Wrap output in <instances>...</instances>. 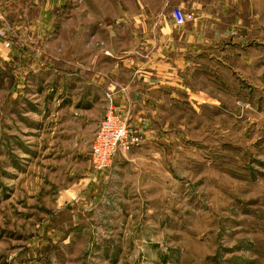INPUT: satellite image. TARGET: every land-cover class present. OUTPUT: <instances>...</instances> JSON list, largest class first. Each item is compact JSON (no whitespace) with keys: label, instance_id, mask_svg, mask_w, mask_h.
Returning a JSON list of instances; mask_svg holds the SVG:
<instances>
[{"label":"rangeland","instance_id":"obj_1","mask_svg":"<svg viewBox=\"0 0 264 264\" xmlns=\"http://www.w3.org/2000/svg\"><path fill=\"white\" fill-rule=\"evenodd\" d=\"M140 1L0 0V264H264V0L166 59L163 89L137 20L179 27ZM107 80L139 143L97 173Z\"/></svg>","mask_w":264,"mask_h":264},{"label":"crops","instance_id":"obj_2","mask_svg":"<svg viewBox=\"0 0 264 264\" xmlns=\"http://www.w3.org/2000/svg\"><path fill=\"white\" fill-rule=\"evenodd\" d=\"M151 0H141L140 6L142 9L144 8H150L148 5H144V3L149 2ZM157 1L160 4V7L162 9H172V8H180L186 13H192L195 17V20L191 23H187L182 27H179L175 30L174 35L171 38L168 39H159L157 37L156 30H154V26L157 25V19L155 18H142L137 20V25L142 27L139 29L138 36H142V38H139V42H145L147 45V49H149L148 56L151 59H159L155 62L148 61L150 67L147 66V70L145 72L138 71L139 73V80L145 82L146 77H144V74L146 75H153V79L151 84H154L153 89H163L165 87H169L172 82L178 80H173L172 77L176 75L175 72L166 71V66L168 63L166 62V59H172V58H184V57H197L198 53L200 51H204L203 46L204 42H209L212 39L209 37L211 34H216L214 32H218L215 30L217 26H219L220 21L219 18L227 17L229 15V10L233 7V3L235 1H244V0H154ZM244 7L242 6L241 9L238 7V10H243ZM234 17L238 18L235 14ZM171 21V20H170ZM173 24V22L171 21ZM234 24L236 22L234 21ZM151 27V29L149 28ZM223 31H228L229 25L225 24ZM133 36H136V33H133ZM138 39V38H137ZM139 56V55H138ZM165 59L164 61H162ZM171 63V62H169ZM179 75H181L183 72L182 63H179ZM75 64V62H74ZM85 64V63H84ZM79 65V64H78ZM85 65H83L84 67ZM163 67V68H161ZM79 67H76L75 70H73L71 77H77L78 74H83V81H79L78 83L91 86V79L90 81L86 80V73L89 71V68L86 66L83 69H79ZM170 69H172L170 67ZM175 70V69H172ZM136 71V70H134ZM137 73V72H135ZM101 87H102V81H99ZM181 83V82H179ZM115 86H117V83L108 84V80L103 83V89L106 91L104 94L105 96V105L107 108V100L106 95L111 94L108 93V89H114ZM100 87V88H101ZM127 87L121 88L122 92L118 93L116 95L111 94L113 98V103L116 108L117 113V105L126 104L125 99L126 93L125 91ZM128 103V102H127ZM131 147L130 149H132ZM128 149V150H130ZM126 150V151H128ZM112 164V162H111ZM111 166V165H110ZM110 167L104 171L109 170Z\"/></svg>","mask_w":264,"mask_h":264},{"label":"built area","instance_id":"obj_3","mask_svg":"<svg viewBox=\"0 0 264 264\" xmlns=\"http://www.w3.org/2000/svg\"><path fill=\"white\" fill-rule=\"evenodd\" d=\"M169 17L176 27L195 20L192 13H186L180 8L170 9ZM5 47H9V44L6 43ZM106 100V112L94 134L89 151L92 168L97 173L110 167L118 149L128 150L139 143V138L128 130L125 118L117 113L111 94L106 95Z\"/></svg>","mask_w":264,"mask_h":264}]
</instances>
